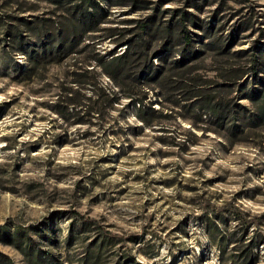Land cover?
I'll list each match as a JSON object with an SVG mask.
<instances>
[{
    "label": "rangeland",
    "instance_id": "1",
    "mask_svg": "<svg viewBox=\"0 0 264 264\" xmlns=\"http://www.w3.org/2000/svg\"><path fill=\"white\" fill-rule=\"evenodd\" d=\"M104 6V29L85 34L78 47L88 44L87 53L28 73L13 33L35 46L38 34L69 15L55 0H0V264H244L249 244L255 257L247 262L264 264V121L230 137L159 81L143 90L145 104L160 112L148 125L90 59L122 53L138 21L154 15L165 26L187 9L212 26V37L234 36L229 54L206 49L196 62L203 80L222 82L227 62L249 66L251 53H264V0ZM162 41L152 42L153 51ZM152 59L159 63V54ZM84 68L87 78L78 75ZM240 81L221 94L254 110L239 85L253 80ZM213 224L219 230H209Z\"/></svg>",
    "mask_w": 264,
    "mask_h": 264
},
{
    "label": "trees",
    "instance_id": "2",
    "mask_svg": "<svg viewBox=\"0 0 264 264\" xmlns=\"http://www.w3.org/2000/svg\"><path fill=\"white\" fill-rule=\"evenodd\" d=\"M111 2L113 0H55V3L66 9L69 16L65 21L57 24V27L49 24L51 27L49 29L46 26L47 30L38 34L39 39L33 44L35 46L26 43L22 34L13 33L18 42L17 46L13 47H19L17 51L27 57L28 73L48 63L61 62L71 54L87 53L88 44L80 50L78 47L84 42L85 34L104 29L100 28L101 24L106 22L107 16L110 15L104 4L110 5ZM193 3L198 5L197 2ZM174 12L175 15H178L176 23L162 26V24H157L155 16L151 15L145 20L138 21L139 32L134 39H129L126 49L122 53L111 54L109 57L96 54L97 56H92L90 59L97 61L102 70L118 86H122L126 95L133 98L135 105H138L137 115L146 124L149 123L148 125H152V122H149V116L157 115L160 112L152 105L145 104L143 90L147 84L162 81L183 92L188 99L192 100L195 109L209 114L211 121L220 128H224L230 137L243 133L247 127L258 126L260 122L264 121V90L256 84L263 85L264 83V79L259 76V71L264 65L262 60L264 53H251L249 66L238 65L232 61L227 62L228 65L221 70L222 82L214 83L203 80L198 72V67H196V62L206 49L216 51L218 55L229 54L234 36L231 35L224 42L221 34L212 37L214 33L213 31L210 35L212 26L205 27L194 13L187 9ZM190 23L198 25L204 33L190 30ZM45 25L48 24L45 23ZM43 33L44 35H42ZM208 38L211 40L206 41ZM157 39L163 40V46L160 50L153 51L152 42ZM198 41L202 42L201 46L205 47V50L202 47H196L195 44ZM235 53L240 54L242 51ZM154 54H159L160 57V62L157 64L152 59ZM16 65L18 66V64ZM90 72L89 68H84L78 75L87 78ZM246 76L251 77L252 85L249 88L244 84L239 85L246 97L254 103V110H249L240 102H234L231 98L221 94L225 86L230 84L235 86L242 82L240 80ZM74 83L79 85L80 82L75 80ZM72 89L66 90L71 99L74 93ZM98 96L103 97L100 92ZM90 99L86 98L85 101ZM71 103L77 104L79 100L75 99ZM210 226L209 230L212 232L219 230V227L214 224L212 228ZM224 239L223 235L218 238L219 241H224ZM250 246L251 244L243 250L241 261L243 263L245 261L244 264H250L247 260L255 257Z\"/></svg>",
    "mask_w": 264,
    "mask_h": 264
}]
</instances>
